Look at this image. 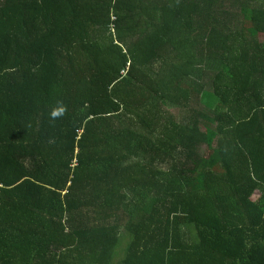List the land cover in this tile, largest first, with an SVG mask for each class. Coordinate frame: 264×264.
<instances>
[{"label": "trees", "instance_id": "16d2710c", "mask_svg": "<svg viewBox=\"0 0 264 264\" xmlns=\"http://www.w3.org/2000/svg\"><path fill=\"white\" fill-rule=\"evenodd\" d=\"M0 264H264V0H0Z\"/></svg>", "mask_w": 264, "mask_h": 264}, {"label": "clouds", "instance_id": "9594fccd", "mask_svg": "<svg viewBox=\"0 0 264 264\" xmlns=\"http://www.w3.org/2000/svg\"><path fill=\"white\" fill-rule=\"evenodd\" d=\"M65 112H66V106L61 103L59 106H57L52 110L51 117L55 119L57 117L63 116Z\"/></svg>", "mask_w": 264, "mask_h": 264}, {"label": "rangeland", "instance_id": "374dc122", "mask_svg": "<svg viewBox=\"0 0 264 264\" xmlns=\"http://www.w3.org/2000/svg\"><path fill=\"white\" fill-rule=\"evenodd\" d=\"M205 85L207 86V89L211 90L212 89V78L211 77H207L204 81ZM175 112H177V110H174ZM258 196V194L256 193L253 196V199H256ZM187 228V227H186ZM185 229V228H184ZM189 231H191V233L194 232V230L192 228H189ZM195 233V232H194Z\"/></svg>", "mask_w": 264, "mask_h": 264}]
</instances>
